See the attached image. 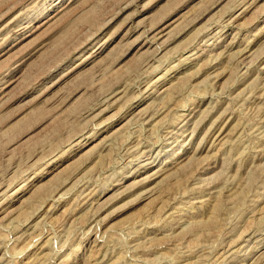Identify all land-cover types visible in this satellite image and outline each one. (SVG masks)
Returning a JSON list of instances; mask_svg holds the SVG:
<instances>
[{
  "label": "rangeland",
  "instance_id": "obj_1",
  "mask_svg": "<svg viewBox=\"0 0 264 264\" xmlns=\"http://www.w3.org/2000/svg\"><path fill=\"white\" fill-rule=\"evenodd\" d=\"M0 264H264V0H0Z\"/></svg>",
  "mask_w": 264,
  "mask_h": 264
}]
</instances>
